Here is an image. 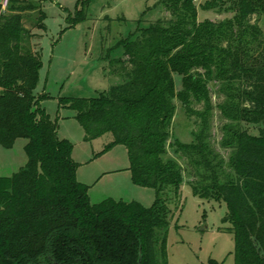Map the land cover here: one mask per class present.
<instances>
[{"label": "trees", "instance_id": "obj_1", "mask_svg": "<svg viewBox=\"0 0 264 264\" xmlns=\"http://www.w3.org/2000/svg\"><path fill=\"white\" fill-rule=\"evenodd\" d=\"M41 1L0 3V144L27 139L24 167L0 178V264H165L156 246L169 225L163 193L177 194L183 181L178 159L194 196L225 203L234 264H264V31L253 20L264 0H202V10L232 13L219 20H198L195 0H159L169 17L144 23L142 15L118 42L110 72L119 82L95 97L59 98L75 110L85 140L110 133L104 150L126 147L131 181L155 190L150 207L112 198L93 204L76 179L72 143L58 138L40 107L46 93L34 94L41 56L23 45L31 32L22 14ZM175 98L196 126L191 143L172 142L177 158L167 156ZM214 107L226 158L210 140Z\"/></svg>", "mask_w": 264, "mask_h": 264}, {"label": "rangeland", "instance_id": "obj_2", "mask_svg": "<svg viewBox=\"0 0 264 264\" xmlns=\"http://www.w3.org/2000/svg\"><path fill=\"white\" fill-rule=\"evenodd\" d=\"M202 0H195L197 19L219 20L232 13L202 10ZM6 7V6H5ZM2 9H4L2 5ZM43 17L39 20L40 10ZM24 12L23 26L31 32L24 42L26 48L38 51L41 66L34 94L46 93L40 107L57 124L59 139L72 143L71 157L77 163L76 179L89 186L88 197L93 204L106 198L125 202L137 201L150 207L155 200L153 188L135 185L128 170L127 149L116 144L104 150L112 140L106 133L87 141L84 130L75 119V110L60 106L59 98H91L120 81L119 75L110 72L111 61L122 54L119 40L127 37L143 22L169 17L159 0H42L40 8ZM264 31V13L254 16ZM41 24V25H39ZM175 88H180V77L174 76ZM212 102H218L216 86L209 84ZM167 156L173 153L172 142L188 144L193 140L195 117H188L181 103L175 98ZM197 108L199 106H196ZM222 120L216 107L210 123L211 143L224 158L228 150L220 146ZM251 134L257 133L254 125L243 124ZM26 138H16L10 148L0 144V178L11 176L24 167L27 156ZM183 181L177 194L172 187L163 193L169 212V225L165 242L156 246L157 259L165 264H234V236L222 219L226 205L222 200H205L191 193L187 184L185 161ZM165 229H160V237Z\"/></svg>", "mask_w": 264, "mask_h": 264}, {"label": "built area", "instance_id": "obj_3", "mask_svg": "<svg viewBox=\"0 0 264 264\" xmlns=\"http://www.w3.org/2000/svg\"><path fill=\"white\" fill-rule=\"evenodd\" d=\"M2 5H3V7L5 8V6H6V0H1V2H0Z\"/></svg>", "mask_w": 264, "mask_h": 264}, {"label": "water", "instance_id": "obj_4", "mask_svg": "<svg viewBox=\"0 0 264 264\" xmlns=\"http://www.w3.org/2000/svg\"><path fill=\"white\" fill-rule=\"evenodd\" d=\"M0 2H1V0H0Z\"/></svg>", "mask_w": 264, "mask_h": 264}]
</instances>
